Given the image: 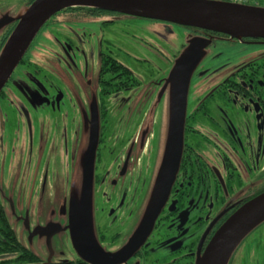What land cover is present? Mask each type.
<instances>
[{
  "label": "flooded vegetation",
  "instance_id": "obj_1",
  "mask_svg": "<svg viewBox=\"0 0 264 264\" xmlns=\"http://www.w3.org/2000/svg\"><path fill=\"white\" fill-rule=\"evenodd\" d=\"M61 14L70 24L92 20L104 29L97 72L98 104L89 113L86 145H82V152L75 147L72 150L71 141L79 133L73 124L81 118L74 94L66 89L56 71H46L24 55L17 71L0 91V148L7 150L15 143V148L19 147L26 135L29 189L30 185H45L49 178L59 184L67 179L60 176L61 165L63 172L83 167V151L94 120L97 142L93 158L91 236L105 251H117L142 222L146 195L153 188L152 196L169 158L170 106L169 115H158L157 111L154 114L152 90L148 91L146 86L138 98L132 92L157 78L154 83L164 84L170 105L169 70L192 39L206 41L186 91L179 161L168 194L145 242L123 263L195 264L221 225L243 204L264 192V38L237 39L184 27L183 42L175 44L170 53L173 58L167 75H159L162 67L144 65V59H139L129 43L130 33L144 35L141 29L130 30L129 25H124L119 32L112 28L120 18L118 15L65 10L44 24L48 34L54 33L51 28L59 26ZM59 60L71 74V62L60 54ZM16 81L22 84L16 85ZM79 82L83 87L91 83L84 74ZM17 133L24 135L18 138ZM56 134L59 138L54 137ZM25 147L24 144L22 149ZM30 191L35 196L39 188ZM100 212L104 214L103 221ZM59 213L60 210L57 215L65 221L66 217ZM136 217L135 231L121 241ZM103 230L110 231L107 235ZM247 239L238 249L239 264L247 260L244 255L247 249L262 248L264 244V237L259 241ZM76 260H81L78 255Z\"/></svg>",
  "mask_w": 264,
  "mask_h": 264
},
{
  "label": "water",
  "instance_id": "obj_2",
  "mask_svg": "<svg viewBox=\"0 0 264 264\" xmlns=\"http://www.w3.org/2000/svg\"><path fill=\"white\" fill-rule=\"evenodd\" d=\"M76 7L162 21L237 39L264 38V6L262 5L222 0H33L27 4L20 16L0 22V27H5L3 33L9 26L14 25L0 49V91L44 24L57 13ZM205 43L207 42L200 39H192L169 73L167 82L171 83L172 91L170 104L172 126L167 153L169 158L148 202L143 220L127 243L117 251L109 252L96 245L91 236L93 158L97 142V123L94 120L87 147L83 151V167L74 168L71 176L73 184L81 181L80 193L74 192L71 199L70 196L61 203L60 214L65 216L66 220L63 224L48 222L43 227H35L34 234L45 235L46 240L49 241L53 234L68 232L75 253L87 264H123L143 245L168 194L173 172L175 173L178 165L186 91L190 76L201 58L200 49ZM263 223L264 192L243 204L221 225L203 254L197 257L195 264H229L243 240Z\"/></svg>",
  "mask_w": 264,
  "mask_h": 264
},
{
  "label": "rangeland",
  "instance_id": "obj_3",
  "mask_svg": "<svg viewBox=\"0 0 264 264\" xmlns=\"http://www.w3.org/2000/svg\"><path fill=\"white\" fill-rule=\"evenodd\" d=\"M26 7L27 0H0V22L17 18L24 12ZM58 17L59 26L55 29L51 28L54 33L48 34L49 32L45 29L47 25L41 28L25 54V58H29L36 65L43 66L41 68L46 71L49 70L52 73L56 71L58 78L63 82L66 89L74 94L77 99V105L80 107L77 109V114H81V118H79L80 122L77 120L73 124V129L79 133L75 137L76 140L74 138L71 141V145L72 150L75 147L77 151L82 152V145H86L87 141L89 113L98 104L97 72L100 65V47L104 36V29L97 21L91 20L84 24H70L65 15L61 14ZM115 21L117 23L112 28L117 31L125 27L124 25H129L130 30L138 28L143 31L144 35L141 33L129 34L130 45L136 51L139 59H144V65H151L156 69L162 67V70L159 71L161 74L159 75H167L165 72L171 64L169 61H172L173 58L170 53L175 49V44L183 42L182 38L186 34L182 30L184 27L162 21L128 16H120ZM4 28L3 26L0 27V37ZM61 37L63 39L68 38L69 41H59L58 38L61 40ZM59 54L71 62V74L65 71L67 68L63 61L59 60ZM136 63L135 65H139ZM135 73L141 78L138 70H135ZM83 74L91 81L87 87L80 86L79 79ZM76 80L77 83L75 82ZM150 80H153L151 84L147 81V84L136 89L138 91L132 92V96L138 98V96L143 95L147 86L148 91L152 90L151 93H154L152 98L155 101H153L154 105L151 106V108H155L154 114L157 111L158 115H169L168 109L170 105L168 104L169 94L167 89L164 90V84L161 87L154 83L157 78ZM21 84L16 81V85ZM70 109L74 112L75 107L72 106ZM17 135L19 136L18 138H22L24 134L17 133L15 137ZM54 137H58V134ZM28 141L25 135L19 147L15 148L16 143L15 145L13 143V148L7 147V150L0 148V154L3 153L0 155V164H2L0 166V205L6 213L9 225L14 230L18 241L35 253L41 260L46 262L76 260L77 255L71 245L68 232L53 234L49 238V241H47V238L44 239L43 236L34 234L32 229L34 230L35 227L40 226L43 227L48 222H61L63 224L64 219L57 215V211L61 209V203L65 201L64 199H69L70 196L71 199L74 192L80 193L81 181L78 184H73L69 180L73 170H65L63 172V166L61 165L58 170L60 171V176L64 175L67 178L66 180L59 184H54L50 182L51 178H49L45 185H30L29 189ZM24 144L26 147L22 149ZM61 144L60 142L59 145L61 146ZM33 188H39L35 196L31 195L30 190ZM151 192L148 196L146 195L145 209L151 199ZM101 205L99 202V207ZM100 213L101 221H103L104 214ZM136 221L138 222V217H136L134 222H130L126 229L127 233L121 238V241H125L133 234L137 227L136 225H138ZM134 224L135 226H133ZM103 231L108 235L110 230ZM251 234L248 236L247 241H259L260 238L264 237V223ZM238 249L232 256L231 264H239L238 257L240 250ZM244 255L247 260H244L241 264H264V244L262 248L254 249V247H250L244 252ZM13 256L15 254H0V262Z\"/></svg>",
  "mask_w": 264,
  "mask_h": 264
},
{
  "label": "trees",
  "instance_id": "obj_4",
  "mask_svg": "<svg viewBox=\"0 0 264 264\" xmlns=\"http://www.w3.org/2000/svg\"><path fill=\"white\" fill-rule=\"evenodd\" d=\"M33 0H27V4H30ZM68 11H82V12H106L113 15H120L114 12H109L105 10L93 9V8H69ZM65 11V10H63ZM112 21V20H111ZM14 25L9 26L2 36L0 37V49L3 46L6 38L13 29ZM0 252L7 254H15L12 258H6L1 260L0 264H87L81 260H67V261H58V262H44L39 259V257L33 253L31 250L23 246L18 239L16 234L13 231L12 227L9 225L7 217L5 215L4 209L0 206ZM10 252V253H9Z\"/></svg>",
  "mask_w": 264,
  "mask_h": 264
},
{
  "label": "built area",
  "instance_id": "obj_5",
  "mask_svg": "<svg viewBox=\"0 0 264 264\" xmlns=\"http://www.w3.org/2000/svg\"><path fill=\"white\" fill-rule=\"evenodd\" d=\"M222 1L232 2V3H241V4L262 5V6H264V0H222Z\"/></svg>",
  "mask_w": 264,
  "mask_h": 264
},
{
  "label": "crops",
  "instance_id": "obj_6",
  "mask_svg": "<svg viewBox=\"0 0 264 264\" xmlns=\"http://www.w3.org/2000/svg\"><path fill=\"white\" fill-rule=\"evenodd\" d=\"M257 228H258V227H257ZM257 228H256V229H257ZM256 229H255V230H256Z\"/></svg>",
  "mask_w": 264,
  "mask_h": 264
}]
</instances>
